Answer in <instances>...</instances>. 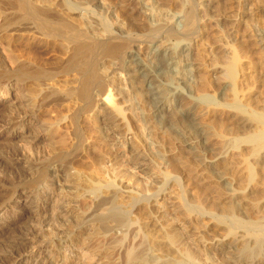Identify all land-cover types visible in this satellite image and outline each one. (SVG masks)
Instances as JSON below:
<instances>
[{"label": "rangeland", "instance_id": "obj_1", "mask_svg": "<svg viewBox=\"0 0 264 264\" xmlns=\"http://www.w3.org/2000/svg\"><path fill=\"white\" fill-rule=\"evenodd\" d=\"M35 1H38V0H35ZM43 1H48V0H43ZM49 1L55 2V0H49ZM70 1H73L75 4L78 3V5L81 4L80 6H82V5L84 6V2H88V1L94 2L95 3V6L93 7L94 12L91 14L94 17V19L97 21H103V20L105 21L106 20L105 22L108 24V26H111L112 29L116 28L117 25H119V27L121 26L123 28V32H125L124 33L125 35H127L126 31H127V33H130V34L133 33L131 36H129V34L127 35V40H131V41L133 40L131 38H136L138 40H142L143 37L145 38V36L143 34L147 33V32H145L146 30H148V29H146V28H148V25H149L147 23L160 24L161 26L165 27L166 29H167V26L170 27V25L174 24V22L179 23L182 20V17H183L182 15H183L184 10H186V8L189 7V4L191 5L190 1L188 3V0H70ZM206 1L205 0H196V2L194 3V4L198 5V6L197 5L196 6L198 9L197 11H198V20H199L198 32H199V30H200V32L197 34L198 37L196 38V40L194 42H191V44L189 45V49L185 50L183 53L180 54V58L183 59V57H184L185 58V60L183 59L184 62L186 60H187V62L190 61L191 65H192V69L196 70L194 79L192 80L193 82L191 84V88L189 89V91H185V90H184L185 92L182 91L184 96L186 95V97L182 98L181 101L183 103L181 102V104H183L187 107H191L192 111H194V112H192V115H193L192 118H194L193 119V122H195L194 125L198 126V127H196V129L197 128L199 129V130L197 129V133H199V135H200V132H201L199 139L196 137V133L194 131H192L193 135H191V137H189V139H188L190 146H184L181 143V140L179 138H176V137L172 138L171 136H169L168 135L169 132L166 129L164 130L161 126L159 127L158 124H155L153 122L154 119L151 116V111L149 109V105L147 103H145L143 100H141L142 96H140V94H139L138 86L136 87V85L128 83V82H130L129 80L126 81L125 82L126 84L124 83L123 87H125V85H126L125 88L129 89V88H131V85H133L132 88L130 90H128V92H125V94H127L126 98L125 97L124 98H116L115 99L116 101L114 100L115 104H117L119 107L115 108L114 107L115 105L113 106L114 110L115 109L118 110L119 108L122 109V110H120L121 114L114 113L113 112L114 110L112 108L111 113L113 112L114 115L107 116L108 114H105L107 112L105 110L106 108L103 106V109H102V106L100 107V106H98L100 104H98L96 106L97 108L94 106L95 108L93 107V109L90 110L91 112H89L87 114H86V112H84L85 114L82 113L83 115L82 114L80 115V119L78 121L79 122L78 124L81 127L80 129H81L82 134L84 136L82 138V140L85 139L84 141H82L83 146L81 145V147H80L81 151L80 150L77 151V153H76L77 157L74 154L73 157L75 156V158L70 157L67 160H65V162H60L59 164L58 163L55 164V166L48 167L49 171L51 172V174L53 176H55L56 173L58 174V172L61 170V167L63 169L61 170L62 172L61 171L59 172L60 175L58 176V178H55V181H54V179L52 180L56 186V187L53 186L54 187L53 192L55 191V197L56 198L54 197L51 200L50 199L44 200L42 198L39 201H37L38 208L41 207L44 209V213L41 214V218H39V221H38V219H36L37 217H31L28 215V213H29L28 211L34 210L33 204L26 203V206L24 205V207H22L25 199H28V200L31 199V196L28 193L27 194L23 193L17 199L16 198L13 199L12 203L9 205V206H19L20 208L18 207V208H14L12 210L8 209L7 211L4 210L0 213V256H2L5 252H7L6 250H8V249L9 250L7 253H9L11 250H12L11 252H13V250H14L15 252L18 253L19 252L18 250H20L19 253H21V254L18 253L19 255L18 254L16 255L17 258L15 256L14 259H12L13 262H15L16 264H48V263H52V264L53 263L54 264H77V263L82 264L81 257H79V256H82L83 253L85 255H86V253H88L89 255L87 254L86 256H88V257L90 256L91 258L92 257L94 258L91 263H89V261L88 262L84 261L86 263L83 262V264H108V262L113 263L115 261L114 259L116 257L117 258H118V256L120 257V255L118 254L119 252L117 253L116 251L114 252L116 254L115 255L116 257H113L114 255L112 256V255L107 254L108 252L106 253V251L104 252L105 248H103V246H104L103 242H105V239L107 240L108 237L112 234H113V237H112L113 239H111V241L116 239V238H114V236L117 237L118 236L117 233L120 234V232L117 230L118 229L117 227H116L117 228L116 229V228L111 227V226L118 224L120 222L119 220H123V219H121L123 216V215H121L123 213V208H126L127 210H129L131 207H134V209H135L138 206L139 207L143 206L145 202L143 201V199L137 198L138 193H137L136 197L129 195V194H126V196L122 197L119 194H117L116 192H114V194H113V192H112V194L109 192V194H105V197H103L104 194H102L100 192V190H98L96 188L97 187L95 184L96 183V181H95V179H96L95 175L96 174L92 173L93 168L91 166V163H93V162H91V160L95 161L97 159L98 160L97 163H99V160H101L100 163H102V158L104 159L103 151L105 152V157L107 156L105 158L107 161L104 159L105 160V163L103 162L104 165L106 164L107 167L109 166V169L111 168L110 169L111 172L116 171V173H114V174H116V176L113 174L114 175L113 177L116 178L118 176L117 177L118 179L116 178L117 180H121L122 178L124 180L126 178V181H128V183H126L125 180L124 181L121 180V181H123L125 183V185L128 184L127 190L131 191L128 193H131L133 195H134V192L136 190L138 192V189L141 186H142L141 187L142 191L139 189V192H141V193L147 192L150 189L152 191L151 193H154L157 190L156 189L157 186L159 187V185H160L159 181L161 180V178L163 176H167L169 172L173 173V175H170V173H169V175L167 176L169 178L171 177L169 179L171 181H169V183H168L167 190H165L164 193H160V196H162L163 200H164L163 205L165 204L164 207H165V209H167V211H169V214H171L170 212L172 209L175 210V208L177 207L176 203H178V201H176V200L178 199V197L181 194L180 190L175 185V182L172 181L174 178L177 179V177H178L179 180H181L180 181V184H181L180 189L183 192L182 193L183 195H181V196H182V198H184L185 202H187V200H189V202H187V203H190L191 201H193L194 203L191 202V204L192 203L196 204L198 202L197 204L202 203L201 205L205 204L207 206L208 205L214 206V204H215L216 205L215 207H217L218 210L222 207L221 208L222 211L224 210L223 207L225 208V207H227L226 205L229 206L232 204L231 208L239 210V211H237V213L241 214V216L243 215L242 218L247 217L248 219H250V218L256 219L258 217L256 215L259 214L258 212H261V210H263L262 207H264V201H262V199H264L263 198L264 187L262 185H264V184L261 183L262 180L260 179L261 178L260 176L262 175V173H264L263 170L260 168H262V165H264V164L260 165L261 167H259V169H258V167H256L254 165V161L253 162L251 161L252 158H251V156L249 157V154H248L249 152H247L248 150H245V148L246 149L251 148L254 144V143L252 144V142H254L256 140L254 138L255 140L253 139L254 141L251 142L252 139L248 140L247 135H248V137H250L252 132H253L252 135H254V132L256 133L259 129L257 130L256 125L251 123V124L246 125L244 128H242V131H239V130H241V128L235 124L236 123L235 121H237L234 118L235 113H233L234 111L230 112V110H235V109L230 108L229 105H230V103L233 102V98L235 99V97L236 98L238 97L236 100H238L237 102H239L241 97L239 96L240 94L237 90L240 89L239 91H241V89H244V91H247V89H249V91L245 95H249V97L247 96V99L249 98V100L247 102L249 104V102L251 101L250 105H249L250 107H248V104H246V105L244 104V105L247 106L248 108H250L249 110L250 111L252 110V111L250 112L248 110V108L244 109L245 108L244 107L243 111L247 110L246 113H248L246 116L251 115V113L253 111L255 112V114H257V112H260V111L263 112L264 111V105H263V103H264L263 102L264 101V46L262 44H259V43L257 45V41L259 40V38L256 37L257 34L254 35V32L258 33V31H260V30H261L260 32L264 31V0H230V1L229 0L228 1L227 0H206ZM7 2H9V4ZM15 2H17V3H15ZM21 2L23 3L24 1H21ZM14 3H15V6H19L18 3H20V1H18V0L8 1L7 0L5 3L8 6L10 5L11 8H9L10 6L7 7V5H5V9L7 8L10 11L7 9L5 11L6 12L5 15L9 14V15H6L5 19H4V20H6L5 23L8 25L7 26L5 25L6 26V27H4L5 30H4V28L2 29V31L0 30V41H1L0 42V51L2 50L4 53H6L8 50H9L8 52H10L11 50L14 49L13 52H15V53H11V55L17 56L19 54V57H22L25 55L24 58L27 60H28V58H33V57H30L29 55L32 54L31 56H33L35 53V56H34L35 58L29 59V60H35L37 57V59H36L37 65L39 64V66H41L44 62H46V63L49 62V63H47L49 65L51 62L52 65L50 64L49 67L47 66V64H44L45 68L46 67L47 68L54 67L56 65V62L58 63L60 60L59 54H57V53H59V52H57L58 46H60L59 43H57V44L56 43H50V44L46 45V43L43 44V43L39 42V44H38V42H36V43H33L34 44L33 48L28 49V47H25V46H28L27 43L29 44V42L31 43V41H26L27 38L24 37L25 36L24 33L27 29L24 27H28V26H25V25L23 26L22 21H23L25 15L26 14L30 15V13H31L30 18L28 16L27 17H28V19H31L33 11L30 8H34L35 7L34 5H36V3L34 4V0H31V2H30L31 4L28 3V1H26L25 5H26V3H28V5L26 7H25V5H23L21 3L23 7L20 4L21 9L20 8L19 9L22 11L17 10V7L14 6ZM16 4H18V5H16ZM30 5H32V7H30ZM37 5H39V4H37ZM23 8H24V10L28 11V13H25L26 11L23 12L24 11ZM26 8L30 9L31 11L27 10ZM144 9L147 11V13L150 16L147 18V21L145 19H143L145 17L142 14H139L140 13L139 11L140 10L144 11ZM22 15H24V17ZM50 15H52V14L50 13ZM25 19H26V17H25ZM143 20L146 21L145 24L143 23ZM78 21H79V19H78ZM140 27H141V29H140ZM142 27H144V29ZM23 29H25V30H23ZM124 30H126V31H124ZM141 30H143L142 31L143 33L141 32ZM128 31H131L132 33L128 32ZM136 31H137V33H136ZM16 32L19 34L16 35L15 34ZM139 32H141L142 36L139 34ZM249 34L251 36H249ZM10 35H12V36H10ZM135 35H136V37H134ZM138 35H140L141 38H139ZM165 35L163 34L162 36H160L159 39L155 40L154 43L150 44L149 46L147 44H144V43L140 44V45H139V43L133 44L135 42L134 40H136V39L133 40L134 41V42H132L133 45L131 44V41L130 42L128 41V43H129V45L131 44L130 46L132 49L138 51V56L141 59L144 58L143 61H146L147 57L149 56L148 55L149 49L152 50L154 47L156 48V46L158 47L163 42H166L167 37ZM128 36H129V38H128ZM253 36H255L257 39ZM251 37H253L255 41H253V38H251ZM144 38H143V40H144ZM20 39H21V41H18ZM14 40L16 41L17 44L14 43L15 42ZM175 41H174V39L171 38L169 43L174 44ZM136 42H137V40H136ZM11 44H14V46ZM15 44H16V46H15ZM23 44H24V47H23ZM40 44L42 46H39ZM146 45L148 47H146ZM233 45L234 46L239 45V46H237L235 48L233 47L234 48L233 49L232 48ZM20 47H22L21 50L23 52H25L24 54H23V52H21L20 49H17ZM53 47H55L54 48L55 50L53 49ZM238 47H240V49ZM241 47H242V49H241ZM5 48H6V52L4 50ZM56 48H57V50H56ZM230 48L232 49V50H229V51H231L230 52L231 54L229 52L226 53L225 51H227ZM236 48H238V50H240V51L242 50L245 53V54H243L241 52L243 56L246 55L245 56L246 58L244 57L245 58L244 59L242 56V59H243L244 64L247 63L245 65L247 67V68L245 67V70L247 69L246 70L247 72L244 71V74L246 73L245 74L246 78L244 79V82H246V81L248 82V86H247V82H246L247 88L245 86H241L239 88V86L242 85V83H238L234 80L233 81L235 84L234 83L233 84L234 85L237 84V85L231 86V83L233 81L232 80L229 81L230 78L228 80L226 79L228 76L226 75V68L224 69V67L226 65L224 66V64H226L228 62L227 60H229V58L233 54L232 51L236 50ZM50 49H52V51H55V52H53V54L52 53L49 54V52H51ZM17 50H19V52ZM36 50L38 52L37 54H36V52H34ZM2 51L0 52L1 55H3ZM28 51H29V53H28ZM30 51H33L34 53H32V52L30 53ZM43 51H48V53L43 52ZM20 52H21V54H20ZM26 52H27V54H26ZM7 53L5 55H7ZM228 53H229V56L231 55L230 57L228 56ZM45 54H46V56H45ZM48 54L51 55L52 57L51 56L48 57ZM224 54L225 55L227 54V55L225 56ZM8 55H9V53H8ZM38 55L39 56L42 55L41 58H38L39 57ZM55 56H57V57H55ZM3 57H6V56L3 55ZM226 57H229L226 60L227 62L225 61ZM44 59H45V61H44ZM38 61H39V63H38ZM41 61L43 63H41ZM52 61L55 65L52 63ZM190 62H189V64H190ZM248 64H250V65H248ZM44 65H42L41 67H44ZM69 74L70 75H67V76L64 74H62V76H60L61 75L60 74L56 78L57 80L56 79L54 81L50 80V82H52L53 85L56 86V88H57V85H58V88L59 87L61 88L63 86L64 81L69 80L68 78H70V77H68V76H72L71 73H69ZM62 77H64L65 79ZM44 79H45L44 81H47L48 77L44 78ZM70 79H72V78H70ZM174 80L175 79L173 78V81ZM33 82H34L33 79H28V81L24 82L25 86H23V88L21 87L23 94H22V91H21V93H18V89L15 88V89H12L11 91H9L8 96L6 98H4V100L3 99L0 100V123H1L2 117H3V119L11 118L9 115H11V116L14 115L15 118H19V117L23 118L24 117L25 122H26L25 125H22V127H20L19 129H13L12 127H4V128L0 127V196L3 195L4 192H6L8 190V188L10 187V185H8L9 183H11L12 186H14L15 184L16 185L21 184L20 183L21 178H19L20 174L18 177V171H19V173H21V172H26L30 168L36 169V167H38L40 162H42L43 160L46 159L47 155H48V157L50 156L51 152H49V151H51L54 147H56V149H58V150L64 149V148L66 150V149H68V146L71 145V142H72L71 140L72 139L74 140L73 130L71 128V123L68 120V118L63 120V122L58 121V123H57V121H56V120H60L62 118L58 115V113H61L62 114L61 116H66V117H67V115L68 116L70 115V111L73 109L74 104H75V103L73 104L74 99L73 98H71L70 100L67 99L69 101L68 102L66 99H60L58 96L52 95V97H48L49 96L48 95L47 97L49 100L44 99V101L46 100L45 102L40 101V103L42 104V105L40 104L41 105L40 106L38 104L39 99H37L38 89H36V88H38V87H36V83H33ZM48 82H49V80H48ZM55 82H56V84H55ZM61 82H62V84H61ZM233 86L237 88V89H235V91L238 92V95H236L237 93L235 94L234 93L235 91H233V93L236 96H233L234 94L232 93V90H233L232 87ZM133 90H135V91H133ZM36 91H37V94H35ZM136 91H137V93H135ZM252 94H253V96H252ZM20 95H22V96H20ZM53 97H55L54 100H53ZM56 98L58 100H61V101L57 102ZM124 99H126L125 101L128 102L127 104L125 103ZM184 100H185V102H184ZM186 100H188V101H186ZM69 103H71V104H69ZM185 103L189 104V105H186ZM191 104H193V105H191ZM260 104L263 105V107L260 106ZM239 105L241 106L242 103H239ZM66 106L67 107L69 106L68 110H67V108H65ZM70 107H71V109H70ZM261 107L263 108L262 110H260ZM54 110H56V111H54ZM64 111L65 112L69 111L68 112L69 114L65 113ZM53 113H55L56 117L58 116L59 118L58 117L56 118L55 116H54L55 117L54 118ZM173 113L174 112H170V115L172 116ZM255 114L253 113L252 115H255ZM34 115H35V117H34ZM91 115H92V117H91ZM168 115L166 117L168 122H171V123L175 122L174 124H176V125L179 123L177 127H180L182 129H184V127H186V123H184L183 120L179 119L177 114H175V116H174L175 118L171 117L170 115L168 116ZM104 117H105V119L107 117H110L111 118L110 122H112V119H113V123L115 122L117 124V127L115 126L114 128H118V129L111 128V126H109V125H108L109 128L107 126L104 127V123L102 122L105 120ZM101 118H102V120H101ZM170 118H173V119H171V121H170L169 120ZM54 119H55L56 123H55ZM179 121H181V122H179ZM67 123L69 125H67ZM116 124H113V125H116ZM0 125H2V123ZM113 125H112V127H113ZM67 126L70 127L71 130H69ZM237 127L239 130L237 129ZM180 128H178V129H180ZM48 129H51V130L49 131ZM94 131L96 134L94 133ZM83 132H85V133H83ZM97 132H98V134H97ZM192 133L190 130V134H192ZM194 133H195V136H194ZM244 133H246V134H244ZM85 134H86V136H85ZM99 135L101 136V138ZM109 135L111 136V139H109L110 138ZM97 136H99V137H97ZM253 137H251V138H253ZM99 138L101 139V141H97V140H100ZM105 138H108V139H105ZM200 138H201V141L199 143ZM190 139H192V141ZM106 140H110V141L108 142ZM52 141L53 142L58 141V143L62 142L61 144H64V146H65V144H67V142H70V144L68 143L64 147L60 143L59 144L54 143V144H56V146L54 145V147H53ZM102 141H104V142H102ZM250 142L252 145L249 147ZM103 143L104 144L106 143L107 146L105 144L102 147ZM123 143H124V147H123ZM256 143H257V140H256L255 144ZM129 144H133V146L135 145L134 148H136L137 152L139 151V154L143 155L144 159L146 158L145 159V165L146 166H144L140 169V168H137V166H133L134 164L132 165V162H131L132 161V155L127 154V149H128ZM57 145L59 147L62 146V148L61 147L58 148ZM233 145L234 146L240 145V147L239 146L234 147ZM27 146H29L30 148ZM197 146H199V148ZM221 146L223 149L226 148L227 152L224 151L225 149L222 150ZM224 146H226V147H224ZM227 146H228V149H230V150L227 149ZM22 147L24 149L21 150ZM26 147L29 148L30 150L29 149L26 150ZM150 147H151V150H150ZM193 147L194 148L197 147V148L194 149ZM200 147H202L203 149ZM231 147H233V148H231ZM187 148H189V149H187ZM192 148L194 151L192 150ZM234 148H236V149L238 148V150H240V148H241V150H240L241 152L239 151V153H237ZM23 150L25 153L23 152ZM82 150H83V153H82ZM99 150H101L102 152ZM189 150L191 152H189ZM196 150H197V152H196ZM202 150L206 151V152H203ZM79 151H80V153H79ZM97 151H99L100 153ZM245 152H247V153H245ZM224 153H225V155H223ZM90 154H92V155H90ZM220 154H222V155H220ZM226 154H227V156H226ZM229 154H231L232 156H235V158L237 156H239V158H241V154H244V156H242L241 159H243V161H244V159H246V161L243 162L242 160L238 161V159H235V158L233 159V157ZM21 155H23L24 157ZM25 155L27 158L25 157ZM216 155H218V156H216ZM246 155H247V158H246ZM90 156L92 157V159L90 158ZM94 156H96V157H94ZM127 156H129V157H127ZM213 156L217 157V158H214ZM222 156L225 158H223ZM44 157H45V159H44ZM130 157H131V159H130ZM219 157L221 158V160L219 159ZM228 157H229V161L227 160ZM89 158H90V160H89ZM222 158H223V160H222ZM73 159H75V160H73ZM22 160H23V162H22ZM86 160H87V162H86ZM122 160H123V162H122ZM15 162H18L17 164L20 168L17 165H14ZM21 162H22V164H21ZM71 162H73V163H71ZM9 163H10V165H8ZM95 163L96 162H94V164ZM109 163L112 165V167H110ZM124 163L125 164L127 163V165L125 166ZM226 163H228V164H226ZM231 163H232V165H231ZM234 163H236V164L238 163V165H236ZM60 164H61V167H60ZM73 164L79 165V166H74ZM149 164L151 167H148ZM224 164H225V166H223ZM58 165H59V167H58ZM62 165H64L65 167H63ZM67 165L69 166V168ZM70 165H72V166H70ZM87 165H89V167H87V168H89L90 171L87 168H86L87 170L84 168ZM8 166L12 167V169L9 168ZM16 166L19 168V169H16L17 171L15 170ZM81 166H84L83 167L84 169L81 168L82 169L81 170L79 168ZM75 167H76V169H75ZM113 167L115 169L114 171H113ZM147 167H148V169H147ZM224 167H229V168L224 169ZM68 169H70V170H68ZM228 169L229 170L231 169V170L229 171ZM257 169H258V172H257ZM12 170H14V171H12ZM71 170H73V171H71ZM78 170H80V171H78ZM53 171H55V172H53ZM76 171H77V173H76ZM160 171H162V174H164L163 176H162ZM166 171H167V174H166ZM209 171H210V173H209ZM9 172H11V173H9ZM12 172H13V174H12ZM83 172L84 173L87 172L89 175L87 173L84 174ZM117 172H118V174H117ZM206 172H208V174ZM211 172L213 174L214 173L215 174L213 175V174H211ZM61 173H62V176H65V177L68 176V177H66V178L62 177ZM81 173H83V174H81ZM256 173H258V174H256ZM80 174L83 175V177L88 175L87 177H85L86 179L84 178L85 181L88 178L89 179L92 178V175L95 176L93 179L94 180L93 183L95 184V186L93 185L92 182H87V181H86L87 182L86 188L84 187V183H85L84 181H83L84 183L82 182V184L77 183L78 182V181H76L77 179L79 180V182L84 180ZM90 174H92V175L90 176ZM119 174H122V176H120V177H122L121 179H119L120 178ZM159 174H161V175H159ZM174 174L177 177H175ZM255 174L257 176L260 175V176H258L260 178L256 179L255 177H257V176H255ZM70 175H72V176H70ZM78 175H80V176H78ZM215 175H217V177ZM218 175L220 176V178ZM253 175L255 177H252ZM210 176L212 178L213 177L214 178L212 179V178H210ZM75 177H76V179L74 180ZM250 177H252V178H250ZM14 178L16 180L14 182H16V183H13ZM64 178L67 180H65ZM79 178H81V179H79ZM100 178H102V177H97V180ZM158 179H160V180L158 181ZM214 179H217L218 181L214 180ZM247 179H250V180L254 179L255 181L254 180L253 181L251 180V181L254 182L256 185L252 182L249 184H245L249 181V180L247 181ZM10 180H12V181H10ZM64 180L66 181L67 184L65 183ZM90 180H88V181H90ZM8 181H10V182H8ZM72 181L74 184L72 183ZM258 181H260V182H258ZM7 182H8V184H7ZM60 182H62V183H60ZM69 183L71 185L72 184L78 185V186L75 185L76 188L74 187V189L77 190L76 194L78 193L79 195H81L80 197H78V198L72 197L75 195L73 193L74 191H71V193H70V190H72V189L70 188L71 185L68 186ZM91 183H92V186H90ZM157 183H158V185H157ZM63 184H65V186ZM129 184L132 186L130 187ZM59 185H62L61 189L58 188V187H61ZM257 185H259L260 188H258L259 186H257ZM66 186L68 188H66ZM255 186L257 187V191L255 190L256 189ZM77 187H78V189H77ZM88 187H90V188H88ZM225 187H227L229 189H227V188L225 189ZM246 187L248 190L246 189ZM63 188H66L67 191L65 189L63 190ZM87 188H88V190H87ZM143 188H144V191H143ZM244 188H245V191H244ZM252 188H254V189L252 190ZM68 189H69V192H68ZM79 189H82V190H79ZM59 190H60V192H59ZM226 190H227L228 194L226 193ZM229 190H231V191H229ZM260 190L262 193L260 192ZM95 191H96V194L94 193ZM178 191H179V194H178ZM238 191H241V192L243 191L244 195H242V193L238 192ZM246 191H247V193H246ZM253 191H255L254 193H257L256 194L257 196H255V195H254L255 197L252 196ZM230 192H233V193H230ZM258 193H261V195H263V196H261ZM226 194L227 195L230 194V195L227 196ZM94 195H97V196L100 195L99 197H101V200L98 197V199H99L98 203L100 202L99 204H97V200H98L97 196L94 197ZM106 195H108V196H106ZM259 195H260V197H259ZM231 196H232V198H231ZM229 198L231 201L229 200ZM260 198H262V199L260 200ZM68 199L69 200L72 199V200L68 201ZM254 199H256V200H254ZM89 200H91V201H89ZM72 201H73V204L75 203L74 205L68 203V202H72ZM253 201L254 202L256 201L255 203L260 204V205H254ZM92 202H94V203H92ZM224 203H225V205H223ZM93 204H96V207L98 205V207H99V208L97 207L98 210L96 208H94ZM90 206H92L93 210L97 211V212L95 213L92 210V207H90ZM174 206H176V207H174ZM207 206H205V207H207ZM255 206L258 208L257 210H256ZM228 208H230V207H228ZM72 210H76V211H74L76 216H79L80 213H81V215H83L84 213L89 214V213H91V211H93L94 213H92L91 217H93L92 219L95 218V221L91 220L93 222L92 225H91V223H89L87 225V226H89L90 230L85 229V228L84 229H82V228L78 229V227H73L75 229L74 230L75 232L73 233V237H72L73 239L69 240L70 242L67 241L66 239H63L64 241L62 240L60 243H58L56 241V239H58V236L55 239L52 238V237H54L53 235L51 237V234L54 230V226L60 227V225H61L63 227L64 225L67 226L68 224H64L63 221L58 220L59 218H58L57 214L59 212H73ZM221 210H219V211L221 212ZM142 211L141 212L135 211L133 214L138 219L140 218V222H142V224H143V222L145 224H147V222H145V221H148L147 220L148 218H146L147 215H145L146 212H142ZM240 211H241V213H240ZM249 212H250V214H249ZM255 212H257V213H255ZM77 213H78V215H77ZM172 213H173V211H172ZM86 214H84V215H86ZM54 215L56 216V218L54 217ZM42 216L43 217L45 216V217L43 218ZM95 216H98V217L101 216V217L96 218ZM254 216L256 218H254ZM33 218L37 221H35ZM45 218L47 219V221ZM48 218H50V220ZM247 218H245V219H247ZM41 219H42L43 224L40 223ZM51 219L52 220L54 219V221L51 222ZM48 220L52 226V231H50L51 234L48 231L49 229L46 230L48 227L51 230V226H49L50 223H48L49 225L47 224ZM143 220H145V221H143ZM44 221H45V223H44ZM58 221H60L61 224ZM54 223H55V225H54ZM205 223L207 226L204 225ZM93 224L95 225V227ZM209 224L210 223L208 221H206V219L193 222L191 227L187 228L186 236L187 237L190 236V237H188V238H190V240H191V237H193L192 238L193 241L198 239V242H199L200 238L201 237L203 238L202 235L205 233L204 234L205 239H207L208 243L204 242V240L201 239L200 242H202V244L199 242V247L201 246L200 249L203 250L204 252L206 251L208 255H209V253L210 254L212 253L213 256L217 257L216 254L218 253L217 250H218L219 245L215 241L217 239L218 240L223 239L222 237L225 236V231H222L223 229H214L213 226H208ZM40 225H42V226H40ZM96 226L97 227L101 226V227L97 228ZM40 227H42V230L40 229ZM109 227H111L110 229H112V230L108 229ZM38 228L41 231L38 230ZM76 228H77V230H76ZM91 228H93V229H91ZM94 228L99 229V231L93 232V231H95ZM101 228H103V229H101ZM151 228H149V232L150 233L154 232V233H152L153 235L151 234V237H152L151 241H153V238L157 237L156 235L158 234L159 231L155 232L154 230H156L157 228L156 229L154 227H151ZM104 229H105V231H103V233H102L101 231ZM150 229L152 230V232ZM157 230H159V228ZM113 231L116 233H114ZM189 231L192 233L191 235H188L190 233ZM39 232H41V233H39ZM44 232L45 233L47 232L46 235ZM76 232H78V233H76ZM87 232H88V236H86ZM100 232L102 234H100ZM82 233H83V236H82ZM89 233H91L94 236L93 239L91 238L92 236ZM89 235L91 237H89ZM107 235H109V236H107ZM206 235L209 237L206 238ZM85 236H86V238H83ZM98 236L101 238H102V236H104L105 238L103 237L104 239H101V238L99 239V238H97ZM48 237H50L51 239L45 240V238H48ZM59 237H60V235H59ZM42 238L44 240H41ZM94 238H97L99 241L96 239V242H95ZM110 238H111V236L109 237V239ZM109 239L107 241H109ZM118 239L119 240L121 239L120 235L118 236ZM118 239L115 241L118 242L119 241ZM32 240L34 242L33 245H34L35 250L32 249L33 246L29 245L30 241H32ZM49 240L51 241V244L47 245L46 243ZM89 240H90V242H89ZM102 240H104V241H102ZM127 240H128V242H127ZM127 240L125 241V243L127 242L126 245L124 243V247H126V248H129L131 246L135 247L137 244L140 243V241H139V243H137L136 245H134L135 243H133V242H132L133 243L132 244L131 243L132 239L131 238L129 239V237L127 238ZM24 241H25V243H24ZM223 241H225V239ZM39 242H42V245H40ZM101 242H102V245H100ZM117 242H115L116 246H114V245H111V246L113 248L117 247ZM21 243L23 245H21ZM95 243H96V245H95ZM227 243H229V242H227ZM24 246L25 247L31 246V247H30V249L28 247L25 249ZM96 246H97V250L95 249ZM56 247H57V249H55ZM23 249H25L27 251L30 250V251L28 253L27 251L25 252V250H23ZM45 249L49 250V251L47 250V252L48 253L50 252L49 253L50 255L47 254L46 252H42L44 254H41V251H44ZM116 249L118 251V248H116ZM77 250H80L81 253ZM99 250H101V251L99 252ZM103 252L105 255L103 254ZM111 252L113 254V251H111ZM261 252L264 255V253H263L264 248H262ZM39 254H40V256H39ZM75 254L78 256H76ZM223 254H225L224 255L225 257H226V255L227 256L229 255V253H223ZM51 255H53V257ZM55 255H56V257H54ZM50 256H51V258H50ZM95 256H96V258H95ZM106 256L108 257V261H107ZM110 256H112V257H110ZM53 258H55V259H53ZM217 259H219V258L217 257ZM258 259L259 258L257 257V260L255 258V260L249 261V262H252L254 264V262L256 263V261H257L256 264H259L261 262V260L258 261ZM262 259H263V257H262ZM243 261H245V259H243Z\"/></svg>", "mask_w": 264, "mask_h": 264}, {"label": "bare ground", "instance_id": "obj_2", "mask_svg": "<svg viewBox=\"0 0 264 264\" xmlns=\"http://www.w3.org/2000/svg\"><path fill=\"white\" fill-rule=\"evenodd\" d=\"M6 1L7 0H0V30L1 31L4 27H6L8 25L5 23L6 20H4L5 16L9 15V14L5 15V13H6L5 11L7 9V8L5 9V5H7V4H5ZM8 1H11V0H8ZM18 1H20V3H18L19 6L22 3L21 1H24L22 3L23 5H25L26 1H28V3L31 2V0H18ZM189 1H190L191 5L189 4V7H187L188 9L186 8V10H184L183 15H182L183 16L182 20L179 23L174 22V24H171L170 27L167 26V29L165 27L161 26L160 24L147 23L149 25H148V28H146L148 30H146V31L144 30L145 32H147V33L143 34L145 36V38L143 37L144 40H143V38H142V40H138L136 38H131L133 40L134 39L137 40V42H136V40H134L136 42L135 43L133 40L132 41L127 40V35L129 34V36H131L133 34L131 31H128V32H131L132 34L127 33V31L124 30V31H126V34H127V35H125L124 34L125 32H123V28L121 26L119 27V25H117L116 28L112 29L111 26H108V24L105 22L106 20L105 21L104 20L103 21L95 20L94 17L91 15L94 12V8H93L95 6L94 2H90V1L84 2V6L83 5L80 6L81 4L80 5H78V3L75 4L73 1H70V0H55V2H50L49 0L48 1H43V0L35 1L34 0V4L36 3V5L37 4H39V5H37V6L34 5L35 9L30 8L33 11L32 17H31V19L33 21L31 19H28V17L30 18L31 13H30V15H27V14L25 15L26 19H25L24 15H22L25 19V20L23 19V21H22L23 26L24 25L28 26V27H24V28H27L25 33H24V35H25L24 37L27 38L26 41H31V43L30 42H29V44L27 43L28 46H25V47H28V49L33 48V46H34L33 43H36V42H38V44H39V42H41L43 44L46 43V45L50 44V43H56V44L59 43L60 46H58V51H57L59 53H57V54H59L60 60L58 63L56 62V65L52 61V63L55 65L54 67H52V68L46 67L45 68L44 64H47L49 62L43 63L42 62L43 60H42L41 63H43L42 65H44V67H41L42 66L41 64H40L41 66H39V64L37 65V63H36L37 57L35 60H29V59L35 58L34 52H36V54H37L38 53L37 50L34 52L30 51V53L32 52V53H34V55L33 56H31L32 54L29 55L30 57H33V58H28V60L24 58L25 55L22 57H19V54L17 56L11 55V53H15V52H13L14 49L13 50L10 49L12 52L11 51L8 52L9 50L7 51L9 53V55L6 52L7 47L4 49L8 56L5 55L6 53H4L1 50L2 54L6 57H3V55H1V53H0V100H2V99L4 100V98H6L8 96L9 91H11L12 89H15V88L18 89V93H21L23 86H25L24 82L28 81V79H33L34 80L33 83H36V87H38V88H36V87L35 88L38 89L37 99H39V103H38L39 105L41 104L40 101H44V99L49 100L48 97H52V95L58 96L60 99H66V100L67 99L70 100L71 98H73L74 99L73 104L74 103L75 104H74L73 109L70 111V115L69 116L67 115V117H66V116H61L62 114L58 113V115L62 118L60 120H56V121H57V123H58V121L63 122V120L68 118V120L71 123V128L73 130L74 140L73 139L71 140L72 141L71 145H69L68 149H66V150H65V148L59 149V150L56 149V147H54V145L56 146V144H54V143H58V141H56V142L52 141L53 145L51 143L50 144L54 148L51 146L53 149L51 151H49V152H51L50 156L48 157V155H47L46 159L44 157L45 160L42 159L43 161L40 162V164L38 165V167H36V169L30 168L26 172H21V173H19V171H18V177L20 174L19 178H21L20 179L21 184H17V185L13 184L14 186H12L11 183L8 184V182L12 181L13 179L7 182V184L10 185V187L8 188V190L6 192L3 191L4 194L1 195L2 197L0 196L1 197L0 198V213L4 210L7 211L8 209L12 210L14 208H18L19 206H9V205L12 203L13 199H15V198L17 199L23 193H26V194L28 193L31 196V199H29V200L25 199L22 207H24V205L26 206V203L33 204L34 210L28 211L29 212L28 215L31 217H37L36 219H38V221H39V218H41V214L44 213V209L41 207L38 208L37 201H39L42 198L44 200H46V199L51 200L55 197V191L53 192V189L56 186L52 180L54 179V181H55V178H58V176L60 175L59 172L63 169L61 167V164H60L61 170L60 171L58 170L59 171L58 174L56 173L55 176H53L51 174V172L49 171L48 167L55 166V164H57V163L59 164L60 162H65V160H67L68 158L73 157L74 154L76 155L77 151L80 150V147L82 145V141L85 140V139L82 140V138L84 136H83L82 131L80 129L81 127L78 124L79 123L78 121L80 119V115L84 112H86V114L91 112L90 110H92L93 107L94 106L96 107L98 104H100L98 106H100V107L102 106V109H103V106L106 108L105 110L107 112L105 114H108L107 116L114 115L113 112L116 114H118V113L121 114L120 110H122V109H120V108L118 110L115 109L117 112L114 110V107L115 108L119 107L117 104H115V101H116L115 99L116 98H124V97L126 98L127 94H125V92H128V90H130L133 85H136V87L138 86L139 94H140V96H142L141 100H143L145 103H147L149 105V109L151 111V116L154 119L153 122L155 124H158L159 127L161 126L164 130L166 129L169 132L168 133L166 131L169 136H171L172 138H175V137L179 138L181 140V143L184 146H190L188 139H189V137H191V135H193L192 131H194L196 133V137L199 139L201 132L199 131L200 132V135H199V133H197L198 128L196 129V127H198V126L194 125V123H195V122H193L194 118H192V116H193L192 112H194V111H192L191 107H187V106L181 104L182 98L186 97V95L184 96L183 92L189 91V89L191 88V84L193 82L192 80L194 79L196 70L192 69V65H191L190 61L187 62V60H186L184 62L185 58L183 57L184 60L182 58H180V54L183 53L185 50L189 49V45L191 44V42H194L196 40V38L198 37L197 34L200 32V30L198 32V27H199L198 26L199 25L198 11H197L198 5L194 4L196 2V0L195 1L194 0H188V3H189ZM7 3L9 4V2H7ZM15 3H17V2H15ZM15 3H14V6H15ZM28 3H26L25 7L28 5ZM18 4H16V5H18ZM22 4H21V6H22ZM9 6L7 5V7H9ZM19 6H15V7H17V10L22 11V10H20L21 6L20 7ZM30 7H32V5H30ZM9 8H11V6ZM30 9H27V10L31 11ZM7 10H9V9H7ZM23 10H24V8H23ZM25 11L26 10H24L23 12H25ZM139 12H140L139 14H142L145 17V18H143V17L142 18L145 19L146 21H147V18L150 17L145 9H144V11L140 10ZM25 13H28V11H26ZM50 13L52 15H50ZM78 19H79V21H78ZM146 21L143 20V23L145 24ZM142 28L144 29V27H142ZM140 29H141V27H140ZM4 30H5V28H4ZM23 30H25V29H23ZM142 31L143 30H141V32ZM260 31H258V33L254 32V35L257 34L256 37L259 38V40L257 41V45L259 43V44H262L264 46V44H263L264 43V31L263 32H260ZM141 32H139V34L142 36ZM136 33H137V31H136ZM15 34L17 35L19 33L16 32ZM163 34L164 35L166 34L165 35L167 37L166 42H163L158 47L156 46V48L154 47L152 50L149 49V51H148L149 56L147 57L146 61H143L144 58L141 59L138 56V51L132 49L130 46L132 44V42H134L133 44L139 43V45L144 43V44H147L149 46L150 44L154 43L155 40L159 39V37L162 36ZM140 35H138L139 38H141ZM10 36H12V35H10ZM129 36H128V38H129ZM249 36H251V35L249 34ZM134 37H136V35ZM253 37H255V36H253ZM253 37H251V38H253ZM171 38L174 39V41L176 40L174 44L169 43ZM18 41H21V39ZM128 41L129 42L131 41L130 45H129ZM253 41H255L254 38H253ZM14 43H16V41ZM16 44H15V46H16ZM11 45L14 46V44H11ZM147 45H146V47H148ZM39 46H42V45L40 44ZM237 46H239V45H237ZM237 46L233 45L232 48L233 47L235 48ZM23 47H24V44H23ZM21 48L22 47L17 48V49L21 50ZM54 48L55 47H53V49ZM238 48L240 49V47H238ZM238 48H236V50L232 51L233 54H232V56L230 55L231 57L229 56V53L231 52L229 50H232V49L230 48L227 51H225L226 53L229 52L228 56L230 57V58L226 57L225 61L227 60V58H229V60H227L228 62L226 61L227 63L224 64V66L226 65L224 67V69L226 68V75L228 76V77L226 76L227 77L226 79L228 80L230 78L229 81L234 80L238 83H242V85H240L239 88L241 86H245L247 88L248 82L246 81L247 86H246V82H244V79L246 78L245 77L246 73L244 74V71L247 70V69L245 70V67H246L245 65L247 63L244 64L243 59H242V56H243L242 53L243 54H245V53L242 50L241 51L238 50ZM241 49H242V47H241ZM56 50H57V48H56ZM17 51L19 52V50H17ZM50 51L51 52H49V54L50 53L53 54V52H55V51H52V49H50ZM21 52H23V51L21 50ZM21 52H20V54H21ZM43 52L48 53V51H43ZM24 53L25 52H23V54ZM28 53H29V51H28ZM26 54H27V52H26ZM49 54H48V57L51 56ZM41 56H39L38 58H41ZM45 56H46V54H45ZM245 56H243V58ZM55 57H57V56H55ZM44 61H45V59H44ZM189 62H190V64H189ZM38 63H39V61H38ZM50 64H51V62H50ZM50 64L49 65L47 64V66L49 67ZM248 65H250V64H248ZM69 73H71L72 76H68V77H70L72 79L68 78L69 80L68 81L66 80L67 82L64 81L63 86L61 88L59 87L60 89L58 88V85L56 88V86L53 85L52 82H50V80L54 81L60 74H61L60 76H62V74L67 76V75H70ZM47 77H48L47 81H44L45 80L44 78H47ZM62 78H64V77H62ZM173 78L175 79L174 81H173ZM48 80H49V82H48ZM128 80L130 81L128 83L133 84V85H131V88H129V89L125 88L126 85H125V87H123L124 83ZM234 81L232 83L230 82L231 86L235 84ZM55 84H56V82H55ZM61 84H62V82H61ZM236 85H234V86H236ZM233 87H232L233 90L231 89L232 93H233V91H235V89H237L236 87H234V88ZM135 90H133V91H135ZM239 90H237V91L239 92V94H240L239 96L241 98H240L239 102H237L238 100H236L238 97L237 98L235 97V99L233 98V102L230 103L229 107L234 108L235 110H230V112L234 111L233 113H235L234 118L237 120V121H235L236 122L235 124L241 128V130H239L237 127V129L239 131H242V128H244L246 125L251 124V123L256 125L257 130L259 129L256 133L254 132V135H252L253 132L251 133L252 136L249 134L250 137H248V135H247L248 140L252 139L251 140V142H252L256 139L257 143L255 144V142H256V140H255L254 142H252V144L254 143L255 145L253 144V146L251 148H249L252 145L250 142L249 147H248L249 149L245 148V150H248L247 152H249L248 153L249 157L251 156V158H252L251 161L252 162L254 161V165L256 167H258V169H259V167H261L260 165L264 164V111L263 112H261V111L257 112L256 111L257 114H255V112L253 111L251 113V115L246 116L248 114V113H246L247 110L246 111L244 110L245 111L244 112L243 108L245 107L244 109H246V108L250 107L249 105H250L251 101L249 102V104L247 102L249 100V98L247 99V96L249 97V95H245L249 91V89H247V91H244V89H241V91H239ZM238 92L235 91L234 93L235 94L237 93L236 95H238ZM135 93H137V91ZM22 94H23V91H22ZM35 94H37V91ZM235 94L233 96H236ZM20 96H22V95H20ZM252 96H253V94H252ZM54 99H55V97H53V100ZM56 100H57V102L61 101V100H58L57 98H56ZM125 100L126 99H124V101ZM186 101H188V100H186ZM184 102H185V100H184ZM125 103L127 104L128 102L125 101ZM239 103H242V105L240 106ZM69 104H71V103H69ZM244 104L245 105L248 104V107L245 106ZM261 104H260V106L263 107L264 103H263V105H261ZM186 105H189V104H186ZM191 105H193V104H191ZM68 107L66 106L65 108H67V110H68L69 109ZM262 107L260 110L263 109ZM112 108L114 111L111 113ZM70 109H71V107H70ZM249 109L250 108H248V110ZM54 111H56V110H54ZM68 112H65V113H68ZM170 112H174L175 114H177L178 118L183 120L184 123H186V127H184V129L177 127L179 124L178 122H177L178 123L177 125L174 124L175 122L174 123L168 122L166 117L168 114L170 115ZM174 113L172 116L171 115L170 116L174 117L175 116ZM253 113L255 115H252ZM53 114H54L53 117L54 116L56 117L55 113H53ZM9 116L11 118H5V119H3V117L1 118L2 125H0V127H2V128L12 127L13 129H19L20 127H22V125H25V123H26L24 117L23 118H20V117L15 118L14 115H12L14 117L13 118L11 115H9ZM34 117H35V115H34ZM91 117H92V115H91ZM104 119H105V117H104ZM171 119H173V118H170L169 120L171 121ZM101 120H102V118H101ZM54 121H55V119H54ZM56 121H55V123H56ZM110 121H111L110 117H107L104 121H102L104 123V127L105 126H107L108 128H109V126H111V128H114L115 126L117 127V124L115 122L113 123V119H112V122H110ZM179 122H181V121H179ZM113 124H116V125H113ZM67 125H69V124L67 123ZM112 125H113V127H112ZM178 128H180V129H178ZM68 129L71 130L70 127H68ZM114 129H118V128H114ZM48 130L50 131L51 129H48ZM190 130H191L192 134H190ZM83 133H85V132H83ZM94 133H95V131H94ZM195 133H194V136H195ZM246 133H244V134H246ZM97 134H98V132H97ZM85 136H86V134H85ZM99 136H97V137H99ZM109 137H110L109 139H111L110 135H109ZM251 137H253V138H251ZM100 138H101V136H100ZM201 138L199 140V143L201 141ZM105 139H108V138H105ZM190 140L192 141V139H190ZM97 141H101V139L97 140ZM106 141L109 142L110 140H106ZM102 142H104V141H102ZM59 143L61 144L62 142H59ZM68 143L70 144V142H67V144ZM67 144H65V146ZM105 144L103 143L102 147ZM133 144L128 145L127 154L132 155V161H131L132 165L134 164L133 166H137V168L141 169L142 167L146 166L145 165V159L146 158L144 159L143 155H140L139 151L137 152L136 148H134L135 145L133 146ZM61 145L64 146V144H61ZM29 146H27V147H29ZM62 146H60V147L62 148ZM106 146H107V144H106ZM235 146L240 147V145H235ZM27 147H26V150L30 148V147L29 148H27ZM57 147L60 148L58 145H57ZM123 147H124V143H123ZM197 147L199 148V146H197ZM197 147H195V148L193 147V148L196 149ZM224 147H226V146H224ZM193 148H192V150H193ZM200 148H202V147H200ZM221 148H222V146H221ZM231 148H233V147H231ZM238 148L237 149L234 148L237 153H239V151L241 150V148H240V150H238ZM22 149H24V148L22 147L21 150ZM187 149H189V148H187ZM224 149L222 148V150L227 152L226 148H224ZM227 149H228V146H227ZM101 150H99V151H101ZM150 150H151V147H150ZM228 150H230V149H228ZM80 151H79V153H80ZM99 151H97V152H99ZM23 152H24V150H23ZM189 152H191V151L189 150ZM196 152H197V150H196ZM203 152H206V151H203ZM247 152H245V153H247ZM82 153H83V150H82ZM103 153H104L103 156L105 159L107 156L105 157L104 151H103ZM225 153L223 155H225ZM23 155H21V156H23ZM90 155H92V154H90ZM220 155H222V154H220ZM229 155H231V154H229ZM216 156H218V155H216ZM226 156H227V154H226ZM242 156H244V154H241V158H242ZM25 157H26V155H25ZM76 157H77V155H76ZM94 157H96V156H94ZM127 157H129V156H127ZM229 157L227 158L228 161H229ZM232 157H233V159L235 158V156H232ZM237 157L235 159H238V161H241V160L243 161V159L239 158V156H237ZM73 158H75V156ZM90 158L92 159L91 156H90ZM90 158H89V160H90ZM214 158H217V157H214ZM223 158H225V157H223ZM223 158H222V160H223ZM246 158H247V155H246ZM104 159L102 158V163H100L101 160H99V163H97L98 162L97 159H96L97 161L91 160V162H93V163H91V166L93 168L92 173L96 174L95 175L96 177L93 176L92 174H90V176L92 175V178H90L91 180L88 178L86 181L93 183V181H94L93 179L95 177L96 178L95 184L97 186L96 188L98 190H100V192L102 194H104L103 197H105V194H109V192L111 194H112V192H113V194H114V192H116L117 194H119L122 197L126 196V194H129V195L136 197V195L138 193L137 198L143 199V201L145 202L143 206H141V207L138 206L139 208L137 207L134 209V207H131L129 210H127L126 208H123V213L121 214V215H123L121 218L123 220H119L120 222L118 221L119 222V223L117 222L118 224L111 226L114 228H116V227L118 228V229L117 228L116 229L120 232V234L119 233H117V234H118V236L119 235L121 236V239L119 240L118 236L117 237L114 236V238H116L115 240L118 239L119 241L118 242L115 240L111 241V239H113L112 238L113 234L110 235L111 236L110 239H109L110 236L107 235V236H109L108 237L109 241H107L108 239L107 240L105 239V242H103L104 243L103 248H105L104 252L106 251V253L108 252L107 254L112 255V256L114 255L113 257H116L115 256L116 254L114 253L116 251L117 253L119 252L118 254L120 255V257L119 256H118V258L116 257L114 259L115 261L113 263L108 262V264H110V263L111 264H208V263L209 264H253L252 262H249V261H253V260H255V258L257 260V257L259 258L258 261L261 260V262L259 264H264V255L261 252L262 248H264V211H263L264 207H262L263 210H261V212L257 211L259 214L256 215V216H258L257 218L254 216V218H256V219H251V218L248 219L247 217H245V218H247V219H245L244 217L242 218L243 215L241 216V214L237 213V211H239V210L231 208L232 204L229 206L226 205L227 207H225V208L223 207V209H224L223 211L221 210V208H222L221 207L219 209V210H221V212H220L218 210V208L215 207L216 206L215 204H214V206L213 205L207 206L205 204L201 205L202 203L197 204L198 202L196 204H193L194 203L193 201H191V202H193L192 204H191V202L187 203V202H189V200H187V202H185L184 198H182V196H181V195H183L182 194L183 192L180 189L181 188V184H180L181 180H179V178L177 176H175V174H174V176L177 177V179L172 178L173 179L172 181L175 182V185L178 187L181 194L178 197V199L176 200V201H178V203H176L177 207L174 206V207H176L175 210L172 209L170 212L171 214H169V211H167V209H165V207H164L165 204L163 205L164 200H163V197L160 196V193H164L165 190H167L168 183H169V181H171V180H169L171 177L170 178L167 177L170 172L168 173L167 176H163L164 174H162V171H160L163 177L161 178V180L158 179V181L160 180L159 181L160 185H159V187L157 186V188H156L157 190L154 193H151L152 191L150 189H149L150 191L148 190L149 192L147 190H146L147 192H142V193L139 192V189L142 191V188H141L142 186L140 187L139 186L140 184H139L138 186L140 188L138 187L139 188L138 192L136 190L134 192V195H133L131 193H128V192H131V191L127 190L128 184L125 185V183L123 182L124 180L126 181V178L124 177L125 179L123 180V178L120 177V176H122V174H119V177H120L119 179L122 178L121 180H123V181L117 180L118 176L116 177L117 179L114 178L113 176L114 175L116 176V174H114V173H116V171L111 172L110 171L111 168L109 169V166L107 167L106 164L104 165L105 160H106V159L105 160ZM130 159H131V157H130ZM219 159L221 160L220 157H219ZM73 160H75V159H73ZM244 161H246V159H244ZM22 162H23V160H22ZM22 162H21V164H22ZM86 162H87V160H86ZM94 162H96V163L94 164ZM122 162H123V160H122ZM17 163L18 162H15L14 165L18 166ZM71 163H73V162H71ZM228 163H226V164H228ZM234 164H236V163H234ZM8 165H10V163ZM126 165H127V163L125 164V166ZM231 165H232V163H231ZM236 165H238V163ZM62 166L65 167L64 165H62ZM70 166H72V165H70ZM74 166H79V165H74ZM223 166H225V164ZM263 166L264 165H262V168H260V169H262L264 172ZM16 167H15V170L20 168L19 166H18L19 168L18 167L16 168ZM58 167H59V165H58ZM83 167L84 166H81L79 168L80 169L81 168L86 169L87 167H89V165L85 166L84 168ZM110 167H112L111 164H110ZM148 167H151L150 164ZM148 167H147V169H148ZM9 168L12 169V167H9ZM68 168H69V166H68ZM225 168H229V167H224V169ZM75 169H76V167H75ZM87 169L89 170V168H87ZM258 169H257V172H258ZM68 170H70V169H68ZM114 170L115 169L113 167V171ZM12 171H14V170H12ZM71 171H73V170H71ZM78 171H80V170H78ZM53 172H55V171H53ZM9 173H11V172H9ZM76 173H77V171H76ZM83 173H81V174H83ZM85 173H87V172H85ZM206 173L208 174V172H206ZM209 173H210V171H209ZM12 174H13V172H12ZM117 174H118V172H117ZM161 174H159V175H161ZM166 174H167V171H166ZM211 174H213V173L211 172ZM256 174H258V173H256ZM256 174H255V176H257ZM72 175H70V176H72ZM80 175H78V176H80ZM170 175H173V173H170ZM61 176H62V173H61ZM81 176L83 177V175H81ZM87 176H85V177H87ZM211 176H210V178H212ZM215 176L217 177V175H215ZM255 176L253 175L252 177H255ZM258 176H260V175H258ZM258 176L255 178L257 179V178L261 177L260 178L262 180L261 183L264 184V173H262V175L260 177H258ZM62 177H65V176H62ZM66 177H68V176H66ZM85 177H83V179ZM97 177H102V178L97 180ZM252 177H250V178H252ZM219 178H220V176H219ZM75 179H76V177L74 178V180ZM79 179H81V178H79ZM85 179L82 180L81 182H79L78 179L76 181H78L77 183H80V184H82V182L84 181L85 182V183L83 182L84 187L86 188L87 182L85 181ZM65 180H67V179H65ZM88 180H90V181H88ZM214 180H217V179H214ZM251 180L247 179V181H248L247 183H245L244 181L243 182L245 184H249L254 179L252 181ZM14 181H16L15 178L13 180V183H16ZM260 181H258V182H260ZM60 183H62V182H60ZM65 183H66V181H65ZM72 183H73V181H72ZM92 183L90 186H92ZM126 183H128V181H126ZM252 183H254V182H252ZM95 184L93 183L94 186H95ZM63 185L65 186V184H63ZM69 185H71V184L69 183L68 186ZM75 185H73L72 187L70 186V188L72 189V190H70V193H71V191H74L73 193L75 196H72V197L78 198L81 195H79L78 193L76 194L77 190L74 189ZM157 185H158V183H157ZM59 186H61V187H58V188L61 189L62 185H59ZM76 186H78V185H76ZM131 186L132 185H130V187ZM257 186H259V185H257ZM262 186L264 187V185H262ZM66 188H68V187L66 186ZM66 188H63V190L64 189L66 190ZM88 188H90V187H88ZM88 188H87V190H88ZM144 188H143V191H144ZM226 188L227 187H225V189ZM258 188H260V186ZM69 189H68V192H69ZM77 189H78V187H77ZM227 189H229V188H227ZM246 189H247V187H246ZM253 189L254 188H252V190ZM79 190H82V189H79ZM255 190L257 191V187ZM229 191H231V190H229ZM244 191H245V188H244ZM59 192H60V190H59ZM238 192H241V191H238ZM254 192L255 191L252 192L253 193L252 196H254V195L257 196L256 195L257 193H254ZM260 192H261V190H260ZM94 193L96 194V191ZM226 193L228 194L227 190H226ZM230 193H233V192H230ZM241 193H242V195H244L243 191ZM246 193H247V191H246ZM261 193H258V194L261 195ZM263 193H264V191H263ZM178 194H179V191H178ZM229 195H227V196H229ZM260 195H259V197H260ZM263 195H261V196H263ZM95 196H97V195H94V197ZM99 196H97V199ZM106 196H108V195H106ZM99 198L101 200V197H99ZM231 198H232V196H231ZM263 198H264V196H263ZM69 199H68V201L72 200V199L71 200H69ZM261 199L262 198H260V200ZM229 200H230V198H229ZM254 200H256V199H254ZM89 201H91V200H89ZM98 201H99V199L97 200V204L100 203V202L98 203ZM262 201H264V199H262ZM255 202H254V205H260V204H256ZM68 203H70L72 205L75 204V203L73 204V201L68 202ZM92 203H94V202H92ZM93 205H94V208L97 209L98 205H97V207H96V204H93ZM204 205L207 207H205ZM223 205H225V203ZM92 206H90V207H92ZM228 207H230V208H228ZM257 209L258 208L256 207V210ZM92 210H93V207H92ZM72 211L73 212H59L57 214L58 218H59V219L58 218L57 219L60 221H63L64 224H68V225L66 226L63 224L64 225L63 227L61 225H60V227L54 226V230H53L52 234L50 232V231H52V226H51V223L49 222L50 218H48L49 220H48L47 224L50 223V225L49 224L48 225L51 226V230L49 227L46 230L49 229L48 231L50 232L51 237H52V235L54 236L52 238L55 239L58 236V239H56V241L58 243H60L63 239H66L67 241L73 239L72 238L73 233L75 232L74 231L75 229L73 227H78V229L79 228H82V229L85 228V229L90 230L89 226H87V225L89 223H91V225H92V223H93L92 221H95V218L92 219L93 217H91V216H92V213H94V212L96 213L97 211L93 210L94 212L91 211V213H89V214H86L83 212L86 215H84L83 213H82L83 215H81V213H80L79 216H76V214L74 213V211H76V210H72ZM135 211L146 212L145 215H147L146 218H148L147 219L148 221H145V220H143V221L147 222V224H145L144 222L142 224V222H140V218L138 219L133 214ZM172 211H173V213H172ZM257 212H255V213H257ZM240 213H241V211H240ZM249 214H250V212H249ZM77 215H78V213H77ZM54 217L56 218L55 215H54ZM95 217L99 218L101 216H99V217L95 216ZM42 219L40 220V223L43 224ZM204 219H206V221H208L210 223L208 226H213L214 229H223L222 231H225V236L222 237L223 239H219V240L217 239L215 241L219 245L218 250H217L218 253L216 254L219 259H217V257L213 256L212 253L211 254L209 253V255H208L206 251H205L206 252L205 253L203 250L200 249L201 246L199 247V242L201 239L204 240V242L208 243L207 239H205V235H204L205 233L202 235L203 238L201 237L199 242H198V239L193 241L192 240L193 237H191V240H190V238H188L190 236H188V237L186 236V230H187V228L191 227L193 222L198 221V220L199 221L204 220ZM35 221H37V220H35ZM46 221H47V219H46ZM52 221H54V219L53 220L51 219V222ZM60 221H58V222H60ZM44 223H45V221H44ZM60 224H61V222H60ZM54 225H55V223H54ZM204 225L207 226L206 223ZM40 226H42V225H40ZM94 227H95V225H94ZM100 227L101 226H98L97 228H100ZM111 227H109L108 229H110ZM151 227H154L155 229L159 228V230H157V229L154 230L155 232H157V231H159V232L156 235L157 237L153 238V241H151L152 240L151 234L154 232H152ZM97 228L96 229L94 228L95 231H93V232H98L99 229H97ZM103 228H101V229H103ZM149 228H151L150 230L152 233L149 232ZM40 229L42 230V227H40ZM40 229L38 228V230H40ZM91 229H93V228H91ZM76 230H77V228H76ZM110 230H112V229H110ZM103 231H105V229L102 230L101 232L103 233ZM101 232H100V234H102ZM39 233H41V232H39ZM46 233H45V235H46ZM76 233H78V232H76ZM114 233H116V232H114ZM89 234H91V233H89ZM191 234L192 233L190 232L188 235H191ZM59 235H60V237H59ZM82 236H83V233H82ZM86 236H88V232H87ZM86 236L83 238H86ZM91 236L89 235V237H91L93 239L94 236L92 234H91ZM104 236H102V238L98 236L97 238L104 239L105 238ZM128 237H129V239L130 238L132 239L131 243L132 242L135 243L134 245L139 243V241H140V243L137 244L135 247H132V246L129 247L128 246L129 248H126V247H124V243ZM207 237H209V236L206 235V238ZM43 238L41 240H44ZM97 238H94L95 242H96ZM46 239H51V238L48 237V238H45V240ZM224 239H225V241H223ZM90 240H89V242H90ZM102 241H104V240H102ZM115 242H117V247L113 248L111 245L116 246ZM127 242H128V240H127ZM227 242H229V243H227ZM24 243H25V241H24ZM39 243H40V245H42V242H39ZM126 243H125V245H126ZM200 243L202 244V242H200ZM33 244H34L33 240L30 241L29 245L33 246L32 249H34ZM46 244L47 245L51 244V241L50 240L47 241ZM21 245H23V244L21 243ZM95 245H96V243H95ZM100 245H102V242ZM97 246L95 248L96 250H97ZM27 247H25V249ZM30 247H28V248L30 249ZM116 248H118V251ZM25 249H23V250H25ZM55 249H57V247ZM8 250H6V251L8 252ZM47 250L45 249L44 251H41V254H44L42 252H46L47 254H49L50 252L48 253ZM11 251L9 253L5 252L2 256H0V264H16L15 262H13L12 259H14V257L20 252V250H18L19 251L18 253L15 252L14 250H13V252H11ZM26 251L27 250H25V252ZM29 251H27V252L29 253ZM77 251H79L81 253L80 250H77ZM100 251L101 250H99V252ZM111 251H113V254ZM104 252H103V254H104ZM223 253H229L230 256L226 255V257H225L224 256L225 254H223ZM19 254H21V253H19ZM87 254L88 253H86V255ZM86 255L83 253L82 256H79V257H81L82 264L84 261H87V262L89 261V263H91L94 259L93 257L91 258L90 256L88 257ZM39 256H40V254H39ZM51 256L53 257V255H51ZM51 256H50V258H51ZM76 256H78V255H76ZM107 256H106V258L108 261ZM112 256H110V257H112ZM54 257H56V255ZM262 257H263V259H262ZM16 258H17V256H16ZM95 258H96V256H95ZM53 259H55V258H53ZM243 259H245V261H243ZM84 263H86V262H84ZM256 263H257V261H256ZM256 263L254 262V264H256ZM48 264H52V263H48Z\"/></svg>", "mask_w": 264, "mask_h": 264}]
</instances>
